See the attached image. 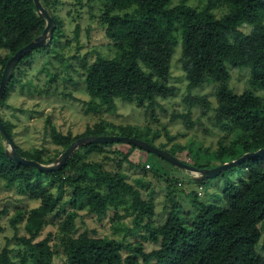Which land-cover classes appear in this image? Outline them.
I'll return each mask as SVG.
<instances>
[{"label":"trees","instance_id":"trees-1","mask_svg":"<svg viewBox=\"0 0 264 264\" xmlns=\"http://www.w3.org/2000/svg\"><path fill=\"white\" fill-rule=\"evenodd\" d=\"M40 1L55 21L52 39L48 46L34 49L18 61L0 105L6 102L15 85V69L33 52L45 51L59 43L62 22L49 11L58 0ZM173 1L106 0L99 20L115 54L112 58L98 55L85 67V92L89 96L85 112L113 113L116 99H120L134 103L147 113L149 109L153 111L159 99L173 97L176 88L168 81L172 55L179 46L187 97L191 103H201L204 113L210 109L209 102L201 96L193 98L190 92L205 84H214L216 106L212 121L214 126L230 132L232 138L228 145H220L214 151L177 144L170 148L161 144L158 148L178 159V154L186 149L193 158L191 164L199 169L214 168L264 148V97L250 90L235 94L229 87L231 74L227 66L249 68L250 87L264 90V0H204L200 9L191 6L188 0H177V4L171 5ZM215 8H223L225 13L217 17L213 13ZM244 24L249 26L246 34L241 30ZM44 27L45 21L36 11L33 0H0V49L7 51L5 56L0 55V78L7 60L39 36ZM79 30L76 24V37ZM0 121L13 140L11 124L1 116ZM48 127L52 142L63 149L59 154L43 159L41 149L25 151L15 145L18 154L27 160L50 164L77 138L114 135L104 132L111 125L103 122L87 127L77 136L70 132L63 135L51 124ZM138 127L151 137V142L155 141L157 135L148 125ZM127 128L126 132L122 131V136L138 138L131 131L133 129ZM0 137L4 139L1 133ZM103 146L83 145L60 169L41 172L9 159L6 146L0 142V182L6 188L15 187L23 194L27 193L31 199H40V203L25 216L18 212L10 222L16 229V224L24 221V234L13 236V240L25 248L19 264H54L51 234L36 240L47 225L46 217L56 210L59 215H65L59 244L66 264H264V258L257 252L264 230V154L238 164L246 172L244 178L237 182L229 178L223 181L220 194L223 206L199 200L198 188L203 189L199 184L197 190L186 193L189 209H183L174 199V194L179 189L182 191L178 187L181 182L166 178L158 170H147L148 162H128L131 149L136 148L131 145L120 155L117 167L120 169L122 163L127 162L143 174L148 171L155 177L159 174L166 182L170 206L165 221L156 224L154 202L143 198L141 191L127 182L125 173L112 172L99 162L86 161L93 152H102ZM80 149L85 152L80 153ZM113 153L119 152L114 150ZM226 171L214 178L224 177ZM43 177L58 183L56 195L48 193L41 185ZM192 179L201 182L211 178ZM65 185L71 195L62 200ZM66 205L70 210H66ZM119 205L125 206L124 213L115 212V219L130 217L131 226L126 235H139L140 240L130 243L126 236L122 239L94 237L86 232L73 235L77 207H86L90 214L101 220L109 207ZM143 243L153 244L154 248L146 251ZM262 248L264 250V243ZM123 251L127 253L124 255ZM10 254V248L3 246L0 264H18Z\"/></svg>","mask_w":264,"mask_h":264},{"label":"rangeland","instance_id":"rangeland-1","mask_svg":"<svg viewBox=\"0 0 264 264\" xmlns=\"http://www.w3.org/2000/svg\"><path fill=\"white\" fill-rule=\"evenodd\" d=\"M189 4L200 9L204 0H188ZM174 0L171 5L177 4ZM106 4V0H58L54 7L49 11L62 22L59 43L51 45L48 49L41 52H33L31 57L15 69L16 82L9 93V97L4 104L0 105L1 118L9 122L12 126L14 144L25 151L36 149L42 150L43 159L52 158L59 154L62 147L54 144L49 135L48 125H53L55 129L66 134L70 132L73 136L82 134L87 127H93L99 122L110 123L111 127L105 129V133H112L113 136H122L127 127L141 141L159 147L167 144L170 148L172 144L181 147L189 145L200 146L202 149L209 148L211 151L218 149L220 145H228L232 134L214 126L212 118L213 108L216 106L215 85L205 84L201 88H196L190 92L193 98L204 97L210 104V109L202 111V104L190 102L187 97V81L179 62L180 47H176L170 67L169 85L176 88L175 95L166 99H159L153 111L137 107L132 102L116 99V110L113 113H87L85 112V102L89 96L85 92L84 74L85 67L91 64L98 55L101 57L112 58L115 49L112 43L104 34V26L99 20L101 10ZM213 13L220 17L225 13L223 8H215ZM79 25L78 37L75 36L74 27ZM241 30L246 34L249 26L244 24ZM7 51L0 49L3 57ZM228 70L231 74L229 82L230 89L235 94H241L246 90L264 97V90H254L249 85V68L237 67ZM188 100V102L186 101ZM186 117H182V116ZM49 121V124H47ZM149 126L157 138L151 142V137L143 134L138 126ZM0 142L8 148L4 139L0 137ZM104 145L103 151L99 150L90 154L86 161L99 162L104 169L109 171H120L126 174L127 182L136 186L142 193L143 198L152 199L155 204L154 222L163 223L166 219L170 202L167 200L166 182L160 179L159 174L170 178L172 181H180L179 189L174 194V199L178 201L183 209H189L186 193L190 190H197L199 184L203 186L198 190L199 200L208 204L223 206L220 197L223 181L229 178L238 181L246 175L245 170L236 165L225 172L224 177L211 178L201 182L194 181V173L176 167L162 160L155 154L143 151L139 148L131 149L128 162L141 164L148 162L150 167L147 170H158V176H153L151 171L143 174L138 169L132 168L123 162L120 169L117 162L123 153L131 147L127 143H110V147ZM79 149V148H78ZM118 150V154L113 151ZM85 151L80 149V153ZM108 156V159H106ZM182 162L192 163V156L186 149L178 154ZM179 159V160H180ZM58 183L51 182L47 177H43L41 185L48 193L56 195ZM220 189V190H219ZM71 191L65 185L62 188V200L67 199ZM128 201L130 200L129 197ZM40 203L39 198L31 199L29 195L19 192L15 187L6 188L0 182V249L7 245L11 250V258L19 264L24 247L13 240L14 235L24 234V221L16 224V229L10 225L11 219L18 212L26 213ZM166 206V208H165ZM124 205L116 208L109 207L107 215L101 220L94 214H90L86 207L75 209L77 216L74 220L73 235L77 236L86 232L94 237H115L126 239L130 243L140 240L138 236L126 235V230L131 226V218L124 217L120 220L115 219L114 214L124 213ZM66 210L70 206L66 205ZM64 214H54L46 217L47 225L43 228L41 235L36 241L43 239L47 234H51L50 244L55 251L54 264H66L60 247V231H62V221ZM264 230L257 246V252L264 258ZM144 244L146 251L154 248L153 244ZM127 252L123 251L125 255ZM30 264V263H29Z\"/></svg>","mask_w":264,"mask_h":264},{"label":"water","instance_id":"water-1","mask_svg":"<svg viewBox=\"0 0 264 264\" xmlns=\"http://www.w3.org/2000/svg\"><path fill=\"white\" fill-rule=\"evenodd\" d=\"M33 2H34L36 11L45 21V27L39 36H37L33 41H31L26 46L18 50L14 55H12L7 60L3 68L1 78H0V100L3 96L4 89L8 81L10 80L13 74L14 68L16 64L18 63V61L26 53L34 49H37V48L48 46L52 39L53 32L55 29L54 19L49 15L48 11L43 7L40 0H33ZM0 133L4 137V140L8 146V148H6V155L8 156L9 159L13 160L17 164H23L29 167H34L41 172H51V171H56L60 169L61 167L65 165L66 161L71 157V155L74 153L75 150L87 144H110V143H116V142L127 143L143 151L155 154L156 156H158L159 158L168 162L171 165H174L176 167L190 171L191 173L196 174L195 178L202 179V180L208 179V178H214L219 173L226 171L229 168L240 164L241 162L245 161L247 158L256 157L258 155L264 154V148H261L255 152L245 153L239 158H237L236 160L226 162L214 168L199 169L193 165L182 162L181 160H179L177 157L167 152L166 150L157 148L154 145H151L139 139L127 137V136H107L106 135V136H86V137L77 138L55 159L54 162L50 164H42L34 160H27L23 158L20 154H18L12 138L10 137V135L4 128L1 121H0Z\"/></svg>","mask_w":264,"mask_h":264},{"label":"built area","instance_id":"built-area-1","mask_svg":"<svg viewBox=\"0 0 264 264\" xmlns=\"http://www.w3.org/2000/svg\"><path fill=\"white\" fill-rule=\"evenodd\" d=\"M147 167H149V165H147ZM198 190H201V188H198Z\"/></svg>","mask_w":264,"mask_h":264},{"label":"clouds","instance_id":"clouds-1","mask_svg":"<svg viewBox=\"0 0 264 264\" xmlns=\"http://www.w3.org/2000/svg\"><path fill=\"white\" fill-rule=\"evenodd\" d=\"M185 163H187V162H185ZM188 164V163H187ZM190 165H192V164H190ZM196 175V174H195ZM193 178H195V176L193 177ZM202 190V189H201Z\"/></svg>","mask_w":264,"mask_h":264}]
</instances>
